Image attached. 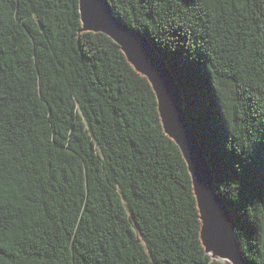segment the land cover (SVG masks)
<instances>
[{
    "label": "trees",
    "instance_id": "obj_1",
    "mask_svg": "<svg viewBox=\"0 0 264 264\" xmlns=\"http://www.w3.org/2000/svg\"><path fill=\"white\" fill-rule=\"evenodd\" d=\"M182 94L247 264H264V0H107ZM78 0H0V264H229L147 79Z\"/></svg>",
    "mask_w": 264,
    "mask_h": 264
},
{
    "label": "water",
    "instance_id": "obj_2",
    "mask_svg": "<svg viewBox=\"0 0 264 264\" xmlns=\"http://www.w3.org/2000/svg\"><path fill=\"white\" fill-rule=\"evenodd\" d=\"M80 32H100L111 38L126 61L149 82L165 134L180 149L190 175L200 221L201 245L212 259L247 264L236 238V223L215 187L205 151L191 128L179 86L167 64L143 33L114 16L107 0H78Z\"/></svg>",
    "mask_w": 264,
    "mask_h": 264
},
{
    "label": "bare ground",
    "instance_id": "obj_3",
    "mask_svg": "<svg viewBox=\"0 0 264 264\" xmlns=\"http://www.w3.org/2000/svg\"><path fill=\"white\" fill-rule=\"evenodd\" d=\"M196 138H197V136H196ZM198 139V138H197Z\"/></svg>",
    "mask_w": 264,
    "mask_h": 264
}]
</instances>
